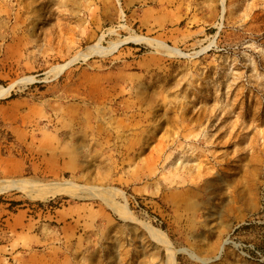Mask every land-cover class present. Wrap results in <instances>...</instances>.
<instances>
[{
	"label": "rangeland",
	"instance_id": "1",
	"mask_svg": "<svg viewBox=\"0 0 264 264\" xmlns=\"http://www.w3.org/2000/svg\"><path fill=\"white\" fill-rule=\"evenodd\" d=\"M11 183L0 264H264V0H0Z\"/></svg>",
	"mask_w": 264,
	"mask_h": 264
},
{
	"label": "bare ground",
	"instance_id": "2",
	"mask_svg": "<svg viewBox=\"0 0 264 264\" xmlns=\"http://www.w3.org/2000/svg\"><path fill=\"white\" fill-rule=\"evenodd\" d=\"M2 186V185H1ZM22 186H17L16 183H11L10 185L8 186H5V187H2L0 188V192L4 191V190H8V189H11V188H20L21 189ZM41 191V190H39ZM46 191V189H45ZM68 189H64V188H58V189H54V190H47L46 193H51V194H58V193H68ZM128 213V212H127Z\"/></svg>",
	"mask_w": 264,
	"mask_h": 264
}]
</instances>
